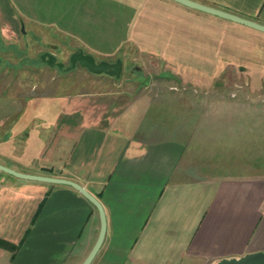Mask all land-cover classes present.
I'll list each match as a JSON object with an SVG mask.
<instances>
[{
  "label": "crops",
  "instance_id": "1",
  "mask_svg": "<svg viewBox=\"0 0 264 264\" xmlns=\"http://www.w3.org/2000/svg\"><path fill=\"white\" fill-rule=\"evenodd\" d=\"M4 1L0 0V166L74 182L96 199L103 209L105 231L90 264H218L245 254H264V101L249 102L248 107L236 103L228 110L223 105L218 122L211 126L197 121L202 115H193V109L161 107L141 98L117 112L111 105L107 110L113 116L98 125L100 117L92 125L73 99L72 106L63 101L60 109L76 118L55 124L43 114L40 99L45 93L12 95L5 86L9 76L5 67L13 65L19 50L12 9L31 17L33 2L10 0L8 10ZM86 1L77 5L61 1L71 17L68 25L58 27L62 35L91 32L77 28ZM189 1L264 26V0ZM184 11L202 23L185 28L178 26L177 14L169 15L170 30L165 32L174 58L177 37L183 35L186 55L196 59L189 64L211 67L200 75L193 72L206 75L195 80L245 82L250 97H264V33ZM200 33L205 35L201 44L192 39ZM25 53L28 57L27 49ZM48 56L38 57L49 60ZM221 58L232 61L220 65ZM40 65L39 71L48 66ZM239 88L238 92L245 91ZM22 98L30 101L24 104ZM21 109L34 111L25 128L12 129V122L24 120V111L18 117ZM180 114L186 115L181 121ZM43 121H52L53 128L40 126ZM14 130L15 158H8L2 152L11 145H3ZM29 136L35 137L29 144L34 156L26 162L23 139ZM193 157L216 161L218 176L192 175ZM41 168L49 172L42 173ZM97 218L94 207L68 186L0 173V241L13 247H0V264H70L75 258L81 264L98 236Z\"/></svg>",
  "mask_w": 264,
  "mask_h": 264
},
{
  "label": "rangeland",
  "instance_id": "2",
  "mask_svg": "<svg viewBox=\"0 0 264 264\" xmlns=\"http://www.w3.org/2000/svg\"><path fill=\"white\" fill-rule=\"evenodd\" d=\"M29 1L33 2L31 17L26 13L20 15L12 9L18 21L19 50L13 65L10 68L5 67L9 74L5 86L7 85L12 95L18 92L19 96L23 94L31 97L45 93L40 99L44 108L43 114L51 116L55 124H66L76 118L69 116L70 114L67 116L62 113L63 108L60 109L65 103L67 107L72 106L73 99L78 101L77 106L85 114L87 124L92 125L100 117L102 121L98 125L113 116L110 114L111 109L107 110L111 105L114 106L112 111L117 112L119 108L122 109L141 98L149 101L151 99V102L161 107L166 105L193 109V115H202L197 121L208 122L211 126L218 122L217 118L224 106L228 110L232 104L248 107L249 102L264 101V97L258 100L250 97L246 92L248 86L245 82L241 84L195 80L194 77L205 70H211V67L189 64L191 61L196 62V59L186 55L184 50L187 43L183 35L177 37L179 48L176 50L177 57L174 58L170 50V36L165 32L170 30L169 15L177 14L178 26L184 25L185 28L191 25L201 26L202 21L186 15L184 8L169 0H87L83 2L81 10H78L79 13L77 12L81 17L77 21V28L91 32L72 36L62 35L58 31L60 25H68L71 21L69 13L64 11L67 8L63 3L77 5L82 0ZM11 2L5 0L2 5L9 10ZM44 20L47 23H43ZM204 36L201 33L195 34L192 39L201 44L205 40ZM24 46L29 52L28 57L26 49L22 52ZM41 53L49 54V60L38 57ZM218 61L220 65L229 66L232 58H221ZM41 63L48 66L39 71L42 68ZM195 71L198 75L193 74ZM205 76L198 77L203 79ZM239 87L245 91L238 92ZM97 93L107 94L105 96L109 98L96 97ZM125 94L129 96L128 99L122 97ZM21 101L25 104L30 99L22 98ZM23 111H18L19 119V114ZM32 111L34 110L27 113L24 111L25 122L14 121L11 128H25ZM180 115L181 121L186 115ZM191 118L192 116L188 119ZM34 125L39 127L40 124ZM52 125V121H43L40 126L51 128ZM12 132L13 135L3 145H11L7 149L3 148L2 152L8 158H15L18 135L16 130ZM43 132L46 134L49 130L43 129ZM33 140L35 137L32 136L23 139L25 145L22 159L26 162L34 156L33 149H29V144H34ZM190 160L192 175L205 178L218 176L216 161L206 162L203 157H193ZM70 264H80L79 259L75 258Z\"/></svg>",
  "mask_w": 264,
  "mask_h": 264
},
{
  "label": "water",
  "instance_id": "3",
  "mask_svg": "<svg viewBox=\"0 0 264 264\" xmlns=\"http://www.w3.org/2000/svg\"><path fill=\"white\" fill-rule=\"evenodd\" d=\"M171 3L178 4L185 9H190L197 11L198 13H205L208 15H211L212 17H218L220 19H224L225 21H229L235 24H239L240 26H245L248 28L253 29L254 31H259L264 33V26L259 25V24H254L250 21H247L245 19H239L238 17L232 16L230 14H225L223 11H218L216 9L212 10L210 7L204 6V5H199L196 2L189 1V0H169ZM48 173V169H43L42 173ZM0 173H5L7 175L12 176L13 178L21 179V180H26L27 182L30 181H35V182H41V183H50L54 185H64L68 186V188H72L75 190L78 194L82 196L84 200H87L92 207L96 210L97 213V221H99V231H97L98 236L96 237V240L94 244L90 247L91 249L89 250L87 256L85 259H82L81 264H90L91 259L94 258L95 254L99 250V246L101 245V242L103 240V232L105 231V220H104V213L102 207L98 205L96 199H94L90 194L84 192L80 186L75 184L74 182H69L64 179H54L51 177H40V176H35V175H30L28 176L27 174H22L18 172H13V170H10L5 167L0 166ZM218 264H264V254H261V252H255L252 254H245L244 256L238 258V260L235 259H227L223 261H219Z\"/></svg>",
  "mask_w": 264,
  "mask_h": 264
},
{
  "label": "trees",
  "instance_id": "4",
  "mask_svg": "<svg viewBox=\"0 0 264 264\" xmlns=\"http://www.w3.org/2000/svg\"><path fill=\"white\" fill-rule=\"evenodd\" d=\"M0 247H2L3 249H7V248L10 249V248H13V247L7 245V243H6V244L3 243L2 241H0Z\"/></svg>",
  "mask_w": 264,
  "mask_h": 264
}]
</instances>
